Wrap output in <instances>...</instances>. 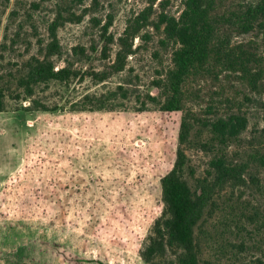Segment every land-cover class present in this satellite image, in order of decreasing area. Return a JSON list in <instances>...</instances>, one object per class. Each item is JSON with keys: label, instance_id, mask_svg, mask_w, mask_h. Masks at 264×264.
<instances>
[{"label": "rangeland", "instance_id": "1", "mask_svg": "<svg viewBox=\"0 0 264 264\" xmlns=\"http://www.w3.org/2000/svg\"><path fill=\"white\" fill-rule=\"evenodd\" d=\"M60 1L11 0L1 7L0 77L17 74L33 56L42 57ZM63 1L85 16L81 23L59 29L60 54L53 61L56 70L71 67L78 76L41 84L31 98L14 100L8 95L0 113V194L25 165L32 167L16 186L9 184L2 204L0 197V264H147L142 254L164 207L161 177L173 159L167 153L160 106L148 98L159 94L156 83L172 66L175 50L156 24L162 13L179 17L184 0L155 2L126 68L104 83L90 75L116 60L119 38L151 9L153 0ZM110 19L107 37L114 42L105 57L101 27ZM251 40L261 41L245 35L233 42ZM78 48L84 54L74 51ZM186 90L188 108L201 120L225 118L232 112L247 118L240 143L229 149L232 158L240 161L246 151L264 149V90L252 94L226 73L219 80L213 74L192 78ZM222 93L230 99L222 98ZM172 134L176 136L175 131ZM208 134L197 125L186 151L194 171L186 178L192 185L209 169L212 154L201 148ZM169 151L175 153L173 147ZM38 161L41 167L36 166ZM259 177L258 185L226 191L218 201L216 224L203 235L204 264L264 263V174ZM230 205L247 213L259 209L260 223L254 229L244 219L236 229L229 221L235 211ZM225 223L231 228L225 229ZM225 237L229 247H223ZM174 261L170 252L157 259L158 264Z\"/></svg>", "mask_w": 264, "mask_h": 264}, {"label": "trees", "instance_id": "2", "mask_svg": "<svg viewBox=\"0 0 264 264\" xmlns=\"http://www.w3.org/2000/svg\"><path fill=\"white\" fill-rule=\"evenodd\" d=\"M156 1L153 0L151 9L126 28L118 40L116 60L103 71L93 72L90 76L94 81L104 83L124 71L129 56L134 54L135 39L149 25L150 13ZM10 2L0 0V13L1 7ZM33 6L40 8L39 4ZM54 15L48 27L50 42L42 47V57H31L23 63L17 74L10 75L8 79L0 77V113L5 111L8 95L14 100H19L21 96L31 98L35 87L41 84L69 82L72 77L78 76V72L71 67L56 70L53 57L60 54L59 29L66 24L81 23L85 14L76 13L74 7L61 0L55 5ZM96 24L100 26L101 22ZM112 24L110 19L101 27V36L107 43L103 48L105 57L109 52V44L114 42L112 36L107 37ZM156 28H163L166 39L173 42L175 50L172 66L165 77L156 83L159 94L154 97L149 95L148 98L160 106L163 131L169 140L167 153H171L173 159L161 177L162 214L142 255L147 264H158L157 259L164 257L167 252L175 257L174 264H204L206 245L203 235L209 225L216 224L215 214L220 210L218 201L226 191L232 192L251 183L259 184V176L264 174V149L253 146V149L246 151L245 159L238 161L232 158L229 149L240 143L241 135L247 129V118L232 112L225 118L215 116L212 120L199 119L188 108L186 84L192 78L212 74L219 80L226 73L227 78L234 76L241 80L252 94H260L264 90V0H184V9L179 17L162 13ZM245 35H252L261 41L233 42L235 37ZM74 51L84 54L85 50L78 48ZM119 89L122 87L119 86ZM221 97L230 99L223 93ZM199 124L209 133L208 140L201 143V148L211 153L212 159L206 177L192 185L186 178L188 171L194 174L186 151L193 142ZM172 131H175L176 136ZM170 147L175 149V153L169 151ZM41 165L42 161L36 162L37 167ZM31 169V165L27 164L18 177L9 179L0 194L1 204L6 201L9 184L16 186L20 177ZM230 207L235 211L229 221L236 229L242 226L244 219L251 222L254 229L260 223L262 213L259 209L247 213L236 208V205ZM237 211L241 213L237 215ZM225 226V229L231 228L228 223ZM228 238H222L223 247L230 246ZM243 246L244 242L240 243L239 247ZM258 264L264 263L258 261Z\"/></svg>", "mask_w": 264, "mask_h": 264}]
</instances>
